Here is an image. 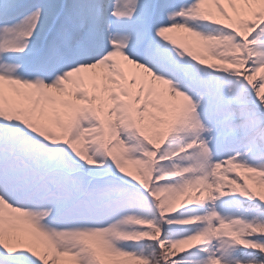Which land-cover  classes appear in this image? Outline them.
I'll use <instances>...</instances> for the list:
<instances>
[{
    "label": "snow or ice",
    "instance_id": "6c2138e0",
    "mask_svg": "<svg viewBox=\"0 0 264 264\" xmlns=\"http://www.w3.org/2000/svg\"><path fill=\"white\" fill-rule=\"evenodd\" d=\"M0 264H264V0H0Z\"/></svg>",
    "mask_w": 264,
    "mask_h": 264
}]
</instances>
